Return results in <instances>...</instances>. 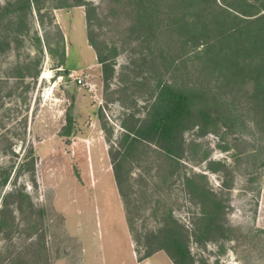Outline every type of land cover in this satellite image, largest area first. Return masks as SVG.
<instances>
[{
    "label": "rangeland",
    "instance_id": "obj_1",
    "mask_svg": "<svg viewBox=\"0 0 264 264\" xmlns=\"http://www.w3.org/2000/svg\"><path fill=\"white\" fill-rule=\"evenodd\" d=\"M17 1L0 0V264H175L165 249L145 254L171 214L194 264H264V127L250 112L251 84L217 77V63L202 71L206 55L194 54L204 44L186 53L184 34L135 30L129 0H88L91 25L78 0H42L41 12ZM229 2L264 12V0ZM158 80L205 84L222 114L209 130L184 131L178 159L149 139L131 149L126 140L147 119ZM115 161H123L120 184ZM210 198L223 208L203 233Z\"/></svg>",
    "mask_w": 264,
    "mask_h": 264
},
{
    "label": "trees",
    "instance_id": "obj_2",
    "mask_svg": "<svg viewBox=\"0 0 264 264\" xmlns=\"http://www.w3.org/2000/svg\"><path fill=\"white\" fill-rule=\"evenodd\" d=\"M78 1L77 5H86V17L88 25H91L96 11L95 5L88 0ZM17 3L22 4L21 7L27 10L36 9L41 12L43 8L42 0H19ZM129 3L133 6L132 25L135 30L141 31L142 34L154 32L155 36L158 30L169 32L170 36L174 32L184 34L185 38L182 42V47L186 48L184 52L189 53L200 44H204V48L194 54L196 57L206 55L201 64V70L215 71L214 64L217 63L219 71L217 77L224 76L227 82L243 80L250 83V112L256 124L264 127V12L245 10L242 6H235L229 0H222L223 4L217 0H129ZM245 6H248V3ZM230 8L238 13L231 11ZM88 39L96 50L98 61L103 64L106 78L112 77L114 68L110 58L102 52L91 34ZM156 46L160 50L159 57L167 60L168 56L164 54L167 45L158 40ZM65 56L63 52L60 60L62 66L66 64ZM206 63H208L207 66H205ZM69 72L70 69L65 68L63 74L68 76ZM157 87V95L148 110L147 119L140 127L127 133L126 140L131 149L136 139H149L169 156L178 159L181 154V138L184 131L195 125L203 131L209 130L212 125L220 123L222 114L209 104L210 90L201 82L197 85L180 87L158 80ZM231 114L223 117L225 125L228 120L233 119ZM71 131L72 119L69 118L68 126L62 133L70 135ZM130 133H135V139L129 140ZM129 153L125 152V155ZM122 167L123 161H115L118 184L121 183ZM9 177V172L4 174L2 186L7 184ZM203 192L205 197L211 194L210 190ZM11 194L14 192H8L4 198ZM210 199L214 210H204L207 222L203 233L213 229L218 215L215 212L223 208L222 203L213 198ZM170 216L171 221L166 222L157 234L145 241L147 247L145 254L150 256L158 249H165L175 264H194L188 244L189 236L186 232H179L178 221L172 214ZM216 227L222 226L218 224Z\"/></svg>",
    "mask_w": 264,
    "mask_h": 264
},
{
    "label": "crops",
    "instance_id": "obj_3",
    "mask_svg": "<svg viewBox=\"0 0 264 264\" xmlns=\"http://www.w3.org/2000/svg\"><path fill=\"white\" fill-rule=\"evenodd\" d=\"M79 11H80V14L82 13V14L80 15V17L82 18L83 23H84V18L86 17V11H85V10H80V9H79ZM85 19H86V18H85ZM73 20H74V19H73ZM72 27H73V25H72ZM84 28H85V31H86V24H85ZM67 37H69V36L67 35ZM68 41H69V38H68ZM87 42L89 43V44H88L89 48L94 50V52H95V58H96V60H97V59H98V57H97V53H96L94 47L90 44L89 39H88V36H87Z\"/></svg>",
    "mask_w": 264,
    "mask_h": 264
},
{
    "label": "built area",
    "instance_id": "obj_4",
    "mask_svg": "<svg viewBox=\"0 0 264 264\" xmlns=\"http://www.w3.org/2000/svg\"><path fill=\"white\" fill-rule=\"evenodd\" d=\"M69 78H72L73 80L77 81L80 84H86L85 82V76L81 75V76H77L73 73H69L68 74Z\"/></svg>",
    "mask_w": 264,
    "mask_h": 264
},
{
    "label": "bare ground",
    "instance_id": "obj_5",
    "mask_svg": "<svg viewBox=\"0 0 264 264\" xmlns=\"http://www.w3.org/2000/svg\"><path fill=\"white\" fill-rule=\"evenodd\" d=\"M45 75V74H44ZM46 77V76H45Z\"/></svg>",
    "mask_w": 264,
    "mask_h": 264
}]
</instances>
